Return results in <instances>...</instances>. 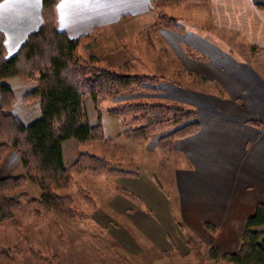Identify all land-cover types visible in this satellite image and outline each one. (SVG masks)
Masks as SVG:
<instances>
[{"label":"rangeland","instance_id":"374dc122","mask_svg":"<svg viewBox=\"0 0 264 264\" xmlns=\"http://www.w3.org/2000/svg\"><path fill=\"white\" fill-rule=\"evenodd\" d=\"M154 4L169 13L158 14L141 31L115 33L118 37L114 39V31L94 30L74 39H80L76 56L83 62L156 80L146 85L150 90L101 97L96 103L84 100L87 121L92 127L100 125L101 137L62 143L67 179L51 190L56 196L68 197L71 205L59 213L32 203L42 192L28 179L8 192L9 197L23 198L11 220L0 222V264H226L209 260V249L221 254L238 250L246 222V213L240 209H256L264 202V97L237 93L229 81H217L218 77L199 71L197 64L189 68L187 63H210L216 57L224 61L228 54L245 61L248 53L250 59L264 55V48L249 47L244 41L226 46L220 31L197 33V22L218 29L209 16V1L159 0ZM52 19L54 27V15ZM200 34L218 43L197 46ZM35 78L25 81L28 88L16 78L8 81L14 91L13 114L23 125L40 116L29 108H38L36 99L28 107L23 101L25 91L35 90ZM246 79L241 82L259 86V81ZM130 104L162 105L195 116L139 142L121 135L133 125L129 118L107 115L109 110ZM204 118L237 121L239 131L232 141H238L232 156L222 158L219 145L212 141L182 149L186 152L173 145L189 137H170L177 128L196 122L198 131L197 121ZM2 131L0 145L5 147L0 149V180L23 176L20 159L25 148L10 147L7 143L14 134ZM84 154L102 159L105 169L93 172L87 163L77 164ZM174 170L180 175L190 172L192 180L176 187ZM223 173L224 178L228 174L231 178L221 185ZM234 217L238 220L233 221Z\"/></svg>","mask_w":264,"mask_h":264},{"label":"trees","instance_id":"16d2710c","mask_svg":"<svg viewBox=\"0 0 264 264\" xmlns=\"http://www.w3.org/2000/svg\"><path fill=\"white\" fill-rule=\"evenodd\" d=\"M57 1L41 0L42 27L30 35L10 59H5L3 35L0 33V134L3 133L1 129L10 131L14 136L7 144L16 149L19 146L25 148L20 159L25 169L23 176L0 180V222L11 220L19 209L23 195L13 198L7 193L20 186L25 179L35 183L42 192L39 200L32 203L59 213L65 211L71 205L70 199L51 192L57 185L66 183L67 179L62 143L71 140L85 143L101 137L100 125L92 127L87 121L84 100L90 98L96 103L101 97L110 98L139 89L150 90L146 85L156 80L100 69L92 65V61L85 63L79 59L76 51L80 39H69L54 30L52 11ZM35 75L36 88L26 94L23 101L25 105L38 102L40 116L31 124L23 125L10 113L13 96L4 81L16 78L25 82L34 79ZM107 115L129 118V123L133 125L121 135L139 142L157 131L174 129L195 116L193 112L148 104L116 107ZM197 127L196 122H190L177 128L170 137L193 135ZM3 146L0 145V149ZM83 163H87L93 172L103 171L106 167L102 159L88 154L81 155L77 162L80 166ZM208 258L226 264H264V202L259 203L253 215L246 220L238 250L221 254L211 248Z\"/></svg>","mask_w":264,"mask_h":264},{"label":"crops","instance_id":"0c3cea01","mask_svg":"<svg viewBox=\"0 0 264 264\" xmlns=\"http://www.w3.org/2000/svg\"><path fill=\"white\" fill-rule=\"evenodd\" d=\"M156 1L159 0H59L53 7L54 28L56 32L63 33L69 39L73 40L86 36L94 30L109 33L114 31L112 36L116 39L118 37L117 34L120 35V33L123 34L129 30L141 31L143 25L152 24L158 14L169 13L165 10V7L161 6L159 8L156 6L154 4ZM206 1H209L210 4L209 9L211 13H209V16L218 29H208L205 26L199 25V22H197L194 24L196 27H190V31L188 32H192L195 28L196 30L198 29L197 33L201 31L205 32L206 30L220 31L222 34L219 36L221 37V41L227 42L226 46L235 47L244 41L245 45L249 47L257 46L258 48H264V0ZM188 8L190 10L189 6ZM207 19L209 18L205 17V20ZM41 24V0L0 1V33L3 35L5 59H10L15 56L19 48L26 42L30 35L40 28ZM229 32H234L236 37L232 34L229 35ZM115 33L117 34L115 35ZM209 38L213 39L215 43H212ZM209 38L203 34L198 35L196 45H201V42L213 45L218 43L217 40H214V37ZM188 41L192 40L188 39ZM230 55L233 58L228 54L227 60L224 61H220V58L216 57L210 63L188 61L187 65L190 68L191 66L189 65L197 64L198 70L203 74L216 76L218 77L216 78L218 79L217 81L223 83L229 81L230 85L228 86L237 91V93L243 92L246 95H261L262 100L264 97V55L250 59L251 55L248 53V58L245 61H240L234 55ZM230 58L232 60H229ZM248 78L259 81V86H255L252 81L241 82V80H248ZM12 79L14 78L5 80V83L8 85V81ZM20 84L27 85L26 88L29 85L25 82ZM10 89L14 94L11 86ZM33 90L34 87L25 91L24 94L32 92ZM25 107L28 106L25 105ZM13 108L14 106L11 107L12 115H14ZM29 108L33 112L37 110V114H40L38 108ZM14 116L19 119L18 116ZM20 122L22 123L21 120ZM197 122L199 130L187 138L175 140L173 144L175 147L186 152L182 149H188L192 145L196 146L200 143L206 144L212 141V143L219 145V152H221L222 158L232 156L231 152H234L236 141H238L237 138H235L236 141H232L239 131L237 121L232 122L224 119L204 118ZM249 129L251 132L255 130L251 127ZM170 133L165 137H168ZM256 135H259V133ZM262 142L264 143V138ZM181 173H183V170ZM247 174L249 173L247 172ZM181 175L178 171H173L172 178L176 187L181 186L180 183L182 181L190 182L192 180L190 172L189 174L186 172V174ZM225 175L223 173L220 176V179L223 180L219 184L222 185L227 180L230 182L231 177L229 179L227 178L230 174L224 178ZM262 175L264 178V174ZM197 181L199 182V180ZM193 182L195 183V179H193ZM197 185L199 184L197 183ZM254 211L255 208L252 207L251 209H240L241 214L246 213L245 221L253 215ZM237 220V217L233 218V221Z\"/></svg>","mask_w":264,"mask_h":264}]
</instances>
